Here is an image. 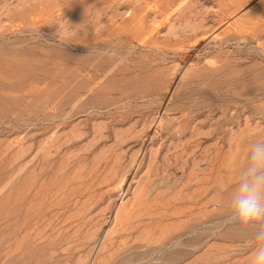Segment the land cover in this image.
Wrapping results in <instances>:
<instances>
[{"label":"rangeland","instance_id":"obj_1","mask_svg":"<svg viewBox=\"0 0 264 264\" xmlns=\"http://www.w3.org/2000/svg\"><path fill=\"white\" fill-rule=\"evenodd\" d=\"M260 140L264 0H0V264H252Z\"/></svg>","mask_w":264,"mask_h":264},{"label":"clouds","instance_id":"obj_2","mask_svg":"<svg viewBox=\"0 0 264 264\" xmlns=\"http://www.w3.org/2000/svg\"><path fill=\"white\" fill-rule=\"evenodd\" d=\"M230 209L229 222L257 242L252 264H264V140L250 147L249 164L233 190Z\"/></svg>","mask_w":264,"mask_h":264},{"label":"bare ground","instance_id":"obj_3","mask_svg":"<svg viewBox=\"0 0 264 264\" xmlns=\"http://www.w3.org/2000/svg\"><path fill=\"white\" fill-rule=\"evenodd\" d=\"M106 42V41H105ZM101 44V43H100ZM98 46V45H97ZM91 49V48H90ZM92 52V51H91ZM102 54V53H101ZM93 62V61H92ZM108 62V61H107ZM84 64V63H83ZM95 64H96V62H95ZM105 64V63H104ZM108 65V64H107ZM95 66V65H94ZM88 67V66H87ZM100 67V66H99ZM103 68V67H102ZM110 69V68H109ZM111 69H112V67H111ZM92 70V69H91ZM101 70V69H100ZM104 70V69H103ZM103 70H101V71H103ZM93 71H94V69H93ZM96 71V70H95ZM106 71V70H105ZM98 71H96V72H94V73H97ZM108 72V71H107ZM108 74V73H107ZM99 75V74H98ZM87 78V77H86ZM89 78V77H88ZM104 80V79H103ZM102 82V81H101ZM77 83V82H76ZM86 85V84H85ZM96 85V84H95ZM100 86V85H99ZM122 86V85H121ZM120 88V87H119ZM65 89V88H64ZM127 89V88H126ZM70 90V89H69ZM76 90V89H75ZM61 91V90H60ZM90 91V90H89ZM99 91V90H98ZM123 92V91H122ZM69 93V92H68ZM66 94V93H65ZM51 95V94H50ZM72 95V94H71ZM77 95V94H76ZM53 98V97H52ZM58 99V98H57ZM59 101V100H58ZM87 101V100H86ZM56 103V102H55ZM58 103V102H57ZM84 103V102H83ZM76 104H78V103H76ZM55 105V104H54ZM61 105V104H60ZM81 106H83V105H81ZM55 107V106H54ZM87 107V106H86ZM72 108V107H71ZM71 110V109H70ZM61 111V110H60ZM130 112V111H129ZM57 113V112H56ZM62 115V114H61ZM59 116V115H58ZM18 118V117H17ZM52 118V117H51ZM109 163H111V162H109ZM114 166V165H113ZM109 167H111V166H109ZM90 170V169H89ZM101 171V170H100ZM108 173V172H107ZM100 175V174H99ZM109 175V174H108ZM105 176V175H104ZM102 179V178H101ZM109 179V178H108ZM93 180V179H92ZM107 180V179H106ZM103 181V180H102ZM92 183H94V180H93V182ZM92 183H90V184H92ZM103 183V182H102ZM106 182H104L103 184H105ZM112 183V182H111ZM99 184V183H98ZM101 184V183H100ZM107 184V183H106ZM35 185V184H34ZM97 185V184H96ZM92 186V185H91ZM89 187V186H88ZM97 187H99L98 185H97ZM101 187H104V186H102V184L100 185V188ZM93 188H94V186H93ZM87 188H85V190H86ZM91 189V188H90ZM90 189H89V191H90ZM95 190L97 189V188H94ZM93 189V190H94ZM93 190H91L92 192H93ZM94 190V191H95ZM103 191V190H102ZM104 192V191H103ZM85 193H87V191L85 192ZM95 193V192H94ZM95 194H97V192L95 193ZM90 197V196H89ZM91 197H93V196H91ZM147 197V196H146ZM82 198V197H81ZM89 199V198H88ZM35 201V200H34ZM85 201V200H84ZM88 201V200H87ZM31 203V202H30ZM95 203V202H94ZM51 204V203H50ZM82 204V203H81ZM123 204V203H122ZM84 205V204H83ZM88 205V204H87ZM91 205V204H90ZM96 206V205H95ZM85 207V206H84ZM89 207V206H88ZM87 207V208H88ZM85 209V208H84ZM90 209V208H89ZM88 209V210H89ZM84 211V210H83ZM87 211V210H86ZM131 212V211H130ZM41 213V212H40ZM87 214V213H86ZM84 221V220H83ZM81 222V221H80ZM79 222V223H80ZM86 222V221H85ZM83 224V223H82ZM82 226V225H81ZM115 228V227H114ZM81 229V228H80ZM108 232V231H107ZM106 232V233H107ZM111 232V231H110ZM109 233V232H108ZM105 235V234H104ZM70 236V235H69ZM109 236V234H107V236L105 237V238H107ZM107 240V239H106Z\"/></svg>","mask_w":264,"mask_h":264}]
</instances>
